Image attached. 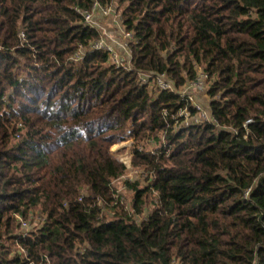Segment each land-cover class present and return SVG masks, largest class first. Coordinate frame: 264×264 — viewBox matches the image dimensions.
Wrapping results in <instances>:
<instances>
[{
    "label": "trees",
    "instance_id": "16d2710c",
    "mask_svg": "<svg viewBox=\"0 0 264 264\" xmlns=\"http://www.w3.org/2000/svg\"><path fill=\"white\" fill-rule=\"evenodd\" d=\"M95 1L131 72L91 50ZM195 63L219 127H176L187 102L137 77L178 90ZM0 264H264V0H0Z\"/></svg>",
    "mask_w": 264,
    "mask_h": 264
},
{
    "label": "built area",
    "instance_id": "2783aa9c",
    "mask_svg": "<svg viewBox=\"0 0 264 264\" xmlns=\"http://www.w3.org/2000/svg\"><path fill=\"white\" fill-rule=\"evenodd\" d=\"M96 12H101L106 15H109L110 13L118 15L116 11H114L113 9L103 8L98 1H95L92 10L89 12H84L86 23L94 28L97 27L95 26L96 23H94L92 18H93V14ZM118 20H119L118 22L119 32H121L123 37H125L124 38L125 52L123 54H120L119 52L117 53L113 45L110 44L105 39V37H103V35L98 41L94 42L91 45V50H101L107 53L110 56L111 64L114 65L115 68L124 69L126 72H131L133 68L131 65V50L129 48L128 42L133 40V35L124 30L119 15H118ZM84 51L85 50L82 49L81 54L78 55L77 58H79ZM195 70H196L195 80L188 82L185 86L179 88L178 90L175 87L173 81L170 79V77L165 73L152 74V73L138 72L137 77L141 85L149 87L155 92L154 97L158 96V94H160L161 92H175L181 97L182 100L187 102L190 108L187 105L184 109H182L179 112L180 120L177 121L176 127L179 125L180 127L188 128L191 126L202 125L205 123H210L215 125L216 127H219L217 121L215 120V118L213 117L210 111L209 99L207 96V92L209 91L212 83L211 78L205 72L204 68L200 66V64L198 63H195ZM199 95H203L202 98H204L203 99L204 102L201 100V96ZM250 123L251 121L249 120L245 123L244 126L247 127ZM128 141L131 142V146L133 147V140H128ZM123 164L126 165L125 163ZM22 228L28 231L29 228L28 222L23 221Z\"/></svg>",
    "mask_w": 264,
    "mask_h": 264
},
{
    "label": "rangeland",
    "instance_id": "374dc122",
    "mask_svg": "<svg viewBox=\"0 0 264 264\" xmlns=\"http://www.w3.org/2000/svg\"><path fill=\"white\" fill-rule=\"evenodd\" d=\"M92 20L94 21L95 26L97 29H99L102 32L103 37L113 45V47L116 49L115 51L120 54H123L124 51V42L125 37H123L122 33L119 32V26H118V15L115 14H103L101 12H96L93 14ZM118 29V30H117ZM201 100L204 102V98ZM148 148H151L149 145ZM111 154L117 158V160L125 163L128 166V172L118 180H115L113 183L114 189L117 192V196H119L126 206V209L132 212V197H133V190L130 187V185L134 182L139 181L138 179L140 175H138V172L132 169L131 167V159H132V146L130 141H126L123 143L115 144L111 147ZM141 184H144V182H141ZM107 215L109 214L107 211H104ZM112 214V213H111ZM146 215H143L142 217L137 218L138 222H141ZM36 222L39 219L38 215H35ZM30 229L31 224L28 222ZM23 232H27L26 229L22 228Z\"/></svg>",
    "mask_w": 264,
    "mask_h": 264
}]
</instances>
